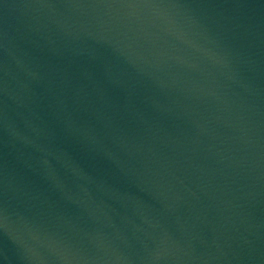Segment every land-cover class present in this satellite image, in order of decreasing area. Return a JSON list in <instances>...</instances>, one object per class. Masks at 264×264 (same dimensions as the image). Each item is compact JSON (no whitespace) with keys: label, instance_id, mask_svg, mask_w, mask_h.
<instances>
[{"label":"water","instance_id":"water-1","mask_svg":"<svg viewBox=\"0 0 264 264\" xmlns=\"http://www.w3.org/2000/svg\"><path fill=\"white\" fill-rule=\"evenodd\" d=\"M0 264H264V0H0Z\"/></svg>","mask_w":264,"mask_h":264}]
</instances>
